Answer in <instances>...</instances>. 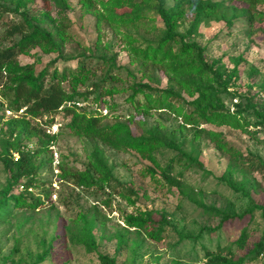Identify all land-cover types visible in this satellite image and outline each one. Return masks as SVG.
<instances>
[{
	"label": "rangeland",
	"instance_id": "rangeland-1",
	"mask_svg": "<svg viewBox=\"0 0 264 264\" xmlns=\"http://www.w3.org/2000/svg\"><path fill=\"white\" fill-rule=\"evenodd\" d=\"M212 1H225L227 16L200 23L192 36L203 48L204 57L223 72L226 82L225 87L221 82L212 85L215 91L210 102L229 110L240 102L254 121L251 108L240 95L248 96L258 109L264 106V19L248 21L239 10L245 5L243 2ZM0 4L6 7L0 17V30L26 17L56 39L64 31L60 54L30 48L18 56L19 65L32 63L39 70L56 57L59 68L65 65L72 69L75 56H84L90 67L88 83L76 84L78 90L84 91L103 78L113 63L111 72L115 79L107 76L105 81V87H112L113 92L102 93L96 104L90 96L85 106L99 108L106 124H123L125 128L119 134L158 136L175 143L181 152L196 157L203 166L185 159L183 164L174 163L173 170L167 172L170 158L177 156L175 149L160 147L155 152L157 163H152L125 145L68 133L64 126L70 118L63 112L57 113L49 126L33 121V126L43 129L45 139L56 135L35 158L37 178L45 185H38L31 192L33 198L38 196L44 203L36 209L11 207L6 217H0V264H100L97 251L85 243V222L91 224L97 250L113 257L116 264H204L205 251H215L217 247L224 252L229 249L227 254L233 261L244 258L243 264H264V251L256 260L246 257L257 241H264V210L252 207L247 197L264 207V165L254 169V156L264 162V129L249 125L241 130L203 121L189 123L166 108L148 113L135 108L137 102L135 98L131 101V96L139 84L152 88L172 86L186 100L197 94L190 95L162 68L132 56L121 33L105 21L100 0H62L61 5L53 0H0ZM255 9L264 12V2ZM150 15L156 26L162 25L157 15ZM189 18L190 15L179 23L180 31L186 30ZM135 33L142 39L156 37L155 30L139 28ZM6 45L8 41L0 34V49ZM6 85L7 75L1 69L0 198L20 192V185L12 183L3 160L14 153L10 147L14 135L9 134V125L17 115L7 107L2 95ZM136 99L143 102L141 94ZM212 131L219 132L225 146L237 151L236 155L218 145ZM20 138L31 150L44 145L39 144L37 135L26 139L23 134ZM93 151H97L118 184L115 193L109 188L74 186L62 179L64 170L84 169ZM211 208L244 215L218 227L220 216ZM144 215L163 220L159 240H152L125 223L129 216ZM243 229L246 237L241 245L238 239Z\"/></svg>",
	"mask_w": 264,
	"mask_h": 264
},
{
	"label": "trees",
	"instance_id": "trees-1",
	"mask_svg": "<svg viewBox=\"0 0 264 264\" xmlns=\"http://www.w3.org/2000/svg\"><path fill=\"white\" fill-rule=\"evenodd\" d=\"M57 5H61L62 0H53ZM245 5L240 7L242 15L248 21L263 20L264 12L256 11V5L264 0H237ZM100 4L105 11L104 19L107 24L116 29L124 37L129 45L130 54L138 59H142L146 64L156 65L170 75L176 83L187 90L190 95L197 94L195 98L186 100L178 90L172 86L166 88H152L149 85H138V89H133L131 101L135 98V108L142 109L145 113L151 110L166 108L175 116H180L189 123L196 121L211 123L215 125H227L235 129L244 130L247 126H259L264 129V106L260 109L251 102L248 96L240 95L245 100L244 104L251 108L254 121L250 120L242 103L235 104L233 110L225 109L221 106H214L211 102V95L215 91L214 83H222L225 87L223 72L210 63L203 55V48L192 40L194 32L197 31L200 23L211 19L225 18L227 9L225 1L214 2L212 0H100ZM142 4V5H140ZM5 6L0 4V17ZM117 9H124L119 12ZM151 13L157 15L162 25L156 26L151 20ZM188 15L189 25L186 30H179V23ZM234 13L231 14L233 16ZM1 25V21H0ZM121 27H125L121 29ZM142 28L146 31L156 32V37L152 40L141 38L137 31ZM64 33V31H62ZM56 36L39 24L26 17L18 21L6 24L0 30V34L8 41V45L0 49V70L7 75V85L2 91L6 100V105L13 114H17L11 119L9 134L13 136L11 149L17 153V159L8 155L4 158V167L10 172V178L14 185H22L23 188L16 195H6L0 198V217H6L11 207H26L36 209L43 205L41 198L32 196L31 190L38 185H45L37 178L38 165L36 156L45 151L56 135H51L45 139L42 128L33 126L36 121L50 125L57 113L63 112L65 117H69L64 128L68 133L77 136H91L100 139L104 143L115 146L125 145L139 153L143 158L156 162L155 152L160 147H171L177 151L175 158H170L166 165V171H172L174 163L185 162V159L192 164L203 168L201 162L196 158L180 151L179 147L170 141L154 135L147 136H124L119 134L123 124H106L105 115L99 108L85 106V101L92 96L94 104L101 99L102 93L110 94L112 87H105L106 77L115 79L111 68L112 63L105 75L97 82L90 84V89L78 90V82L88 83L90 67L86 66L84 56H75L76 64L74 68L62 65L57 66L59 58H52L39 70L33 68L32 63L19 65L17 58L21 54L28 52L30 48H40L44 52L60 54L62 51L63 34ZM141 38V39H140ZM105 63L106 59L100 56ZM113 59V58H112ZM209 80L210 82H206ZM138 94L142 95L143 102L140 104L136 99ZM22 109L21 112L19 110ZM27 116V119L24 117ZM197 123V122H196ZM42 125V124H40ZM25 135L26 139L33 136L39 137V144L44 143L39 148L31 150L28 143L22 142L20 138ZM215 142L226 150L236 155L237 151L225 146L220 139L219 132L212 131ZM12 153V152H11ZM253 155V154H251ZM87 166L82 170L65 171L61 164L59 167L64 170L62 179L74 186H97L99 188H109L111 193L117 191V183L112 177L110 170L97 151L91 152ZM255 168L264 165L258 157ZM254 164V162H252ZM252 164V165H253ZM97 174V176H95ZM22 179L25 181L18 184ZM252 207L264 210L263 206L247 195ZM210 211L220 216L219 225L240 215H230L223 210L211 208ZM129 227L142 231L152 240H159L162 236L163 220H153L149 215L129 216L125 219ZM218 229V228H216ZM84 240L90 249L97 251L100 264H116L113 257L97 250L94 236L91 231V224L84 223ZM246 237V229H243L238 243L243 245ZM120 239V238H119ZM264 251V241L259 240L255 246L249 250L246 257L252 261L256 260ZM229 254V249L224 252L222 247H217L215 251L206 250L204 253V264H243L244 258L233 261Z\"/></svg>",
	"mask_w": 264,
	"mask_h": 264
},
{
	"label": "built area",
	"instance_id": "built-area-1",
	"mask_svg": "<svg viewBox=\"0 0 264 264\" xmlns=\"http://www.w3.org/2000/svg\"><path fill=\"white\" fill-rule=\"evenodd\" d=\"M6 111H7V113H10V110H8V109H7ZM21 111H22V109L19 110V112H21ZM12 155H13V156H12V157H13V160H16V159H17V153L14 152V153H12ZM22 187H23V186L20 185V186H19V189L21 190Z\"/></svg>",
	"mask_w": 264,
	"mask_h": 264
}]
</instances>
